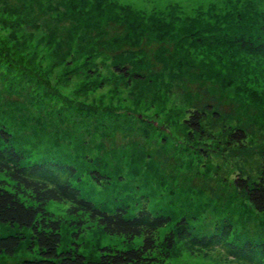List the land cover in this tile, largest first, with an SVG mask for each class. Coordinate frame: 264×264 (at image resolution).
Listing matches in <instances>:
<instances>
[{"label":"rangeland","instance_id":"374dc122","mask_svg":"<svg viewBox=\"0 0 264 264\" xmlns=\"http://www.w3.org/2000/svg\"><path fill=\"white\" fill-rule=\"evenodd\" d=\"M71 1L0 0V116L19 127L27 121L21 114L35 116L43 105L63 104L70 121L66 126L69 130L60 131L65 134L64 143L53 144L50 133L7 131L17 141L13 145L25 153V161L41 156L71 166L74 172L67 174L70 183L83 199L106 212L124 208L132 218L140 208H146L155 215L171 217V224L158 232L160 247L182 217L200 235L218 234L223 223L230 225L228 241L238 247L246 240L264 242V216L234 192L236 179L254 181L263 165L259 154L264 151V58L244 53H237L235 58L236 52L231 51L219 62L217 55L221 48H227L232 34L215 29V17L221 15V8L242 3L254 10L256 1L263 10L264 0H96L103 8L102 21L111 20L108 25L101 24L108 35L125 34L129 24L124 22V9L144 19L156 13L164 15L166 21L170 16L183 22L192 18L200 27L196 38L202 44H198L195 56L213 51V67L222 69L223 77L211 81L191 67L186 76L174 75L175 79L166 72L162 78L166 87L155 89L115 76L113 53L98 47V52L90 56L93 52L89 48L80 50L78 47L87 39L93 40V31L81 28L77 35L71 34L70 55L59 57L54 48L49 50L47 38L51 33H74L72 24L82 19L75 22L64 17L69 15L64 4ZM94 1H85L87 11ZM207 9H213L212 17L197 16ZM156 48L155 44L144 43L141 50L126 46L122 50H130L129 56L144 54L150 62ZM233 60L239 63L236 70L228 63ZM131 64L135 63H130L129 69L135 66ZM167 65L177 71L178 63L172 60ZM28 79L31 84L47 86L48 95L33 92L32 85L26 84ZM207 107L218 112L220 119L208 117L204 123L206 136L189 141L183 124L188 112ZM80 118L83 124L73 123ZM114 125L122 126V130L110 131ZM126 127L130 128L124 131ZM235 128L246 136L240 147L226 145L227 131ZM60 129L66 130L64 126ZM93 171L101 174L97 180ZM0 181H7L4 175H0ZM48 211L62 223L59 252L77 250L85 257L98 258L104 247L125 250L142 245V239L128 245L122 237L107 235L88 216L72 214L70 204L51 203ZM20 230L0 224V237ZM26 247L13 256L0 255V264L37 259V248ZM168 255L164 258L158 252V264H233L224 258L223 250L198 253L181 243L175 244Z\"/></svg>","mask_w":264,"mask_h":264},{"label":"trees","instance_id":"16d2710c","mask_svg":"<svg viewBox=\"0 0 264 264\" xmlns=\"http://www.w3.org/2000/svg\"><path fill=\"white\" fill-rule=\"evenodd\" d=\"M46 1L50 2L51 0ZM85 1L73 0L64 4L67 14H69L64 16L67 20L78 22L80 18L82 19L78 24H72L71 29L73 28L74 33L69 34L67 30L62 35L58 33L57 35L53 33L55 36L52 33L49 35L47 38L50 42L49 50L54 48L57 56L70 55L73 49V45L70 43L73 38L71 34L77 35V32L84 28L85 31H93L96 35L93 40L87 39L83 46L78 47L80 50L89 48L93 52L90 56L98 52L100 49H96L98 47L113 53L111 57L115 63L113 65L114 75L125 80H134L149 89L158 88L160 85L165 86L167 83L162 81V78L166 72L172 79H175L174 75L186 76L189 73L187 68L191 67L196 68L200 75L206 74V77L211 81H217L223 77L222 69L218 68L217 71L214 68L215 65L213 67L211 61L213 51L207 50L205 52L207 54L202 53L195 56L198 52L196 51L199 47L198 44H202V41L196 38L200 33V27L195 26V20L192 18H187L188 22H183L176 19L175 16H170L171 19H168L170 21H166L164 15L156 13L147 15V19H144L134 12L127 13L124 9V22L129 24L125 29V34L111 35L109 33L108 35L105 28L102 29L101 24L105 22L108 25L111 20L107 18L102 21L103 8L98 6L95 0L94 3H96L89 12ZM254 4L257 11H254L255 8L254 10L248 9L247 6H250L248 4L236 3V5L221 8V15L215 17L217 23L215 29L232 34L230 43L225 45L227 48L219 49V56L217 55L219 62H223V58L231 51L236 52L234 53L235 58L237 53L264 58V9H261L260 2L256 3L255 1ZM209 9L199 11L197 16L199 18L212 17L214 11ZM173 14L175 15L176 11ZM84 16L86 19H83ZM62 18L58 20V24L61 23ZM89 23V27H86ZM95 39L97 40L95 41ZM144 43L157 46L151 54L150 62L144 54L138 53L137 55L135 52L129 56L130 50H122L125 46L141 50ZM205 46L207 47V45ZM60 59L59 61H61ZM172 60L178 63L177 71L171 70L167 65ZM130 63H135L131 64V67L135 65L134 68L129 69ZM228 63L231 67L233 66L234 70L239 68V63L234 60ZM220 64H222L221 67H228L225 63ZM157 66H161V68H157ZM232 77L235 76L232 74ZM229 78L232 81L231 75ZM30 82L28 79L26 84H31ZM226 84L230 85L228 81ZM31 85L33 92L38 91L37 93L42 97L45 94L48 95L45 89L47 86L44 87V85L36 83ZM6 86L10 88L9 85L6 84ZM64 104L67 105L65 102ZM66 108L68 107L66 106ZM39 112L35 116L29 113L21 114L27 121L21 119L23 122L21 125L18 124L19 127L15 125V122H7L0 116V175H4L8 181H0V224L21 229L20 232L13 235L0 237V255H15L25 245L28 247L30 238L31 247L28 248H37L38 258L21 260L14 264H158L160 262L157 257L158 252L164 258H168V254L174 250L175 244L181 243L192 252L214 253L223 250L225 251L224 258L233 264H264V242L258 241L253 244L246 240L238 247L228 241L230 225L226 223L218 227L220 228L218 234L200 235L190 227L187 218L182 217L174 224L173 230L164 236L163 246L160 247L157 243L158 232L171 224L173 220L171 217L155 215L146 208H140L132 218L127 215V210L124 208L117 209L112 213L106 212L102 208H97L94 203L83 199L79 191L70 183L67 174L74 172L71 166L44 160L41 156L34 161L26 162L25 153L13 145L17 141L13 139L12 135L9 137L7 131L50 133L52 143L56 144L65 141V134L60 131L69 130L66 126L70 124V121L68 115L64 113L63 104L62 107H56L55 104L43 105ZM19 117L21 118L20 114ZM208 117L214 120L220 119L219 113L208 107L204 110L194 109L188 112V117L183 124L188 132L189 141H193L196 137L203 139L206 136L207 128L204 123ZM80 119L73 123L83 124L82 118ZM25 125H29V127H25ZM61 126H64L66 130H61ZM69 127L71 130L72 125ZM121 128L120 125H114L109 129L110 131H119ZM129 128L126 127L123 130L126 131ZM227 132L226 145H232V147L244 145L246 136L243 130L235 128ZM259 157L263 165L257 178L254 181L246 177L236 179L234 192L246 200L254 212L264 216V151L259 154ZM98 168L102 169L100 166ZM93 174L95 180L101 175L99 171H93ZM51 203L70 204L72 214L88 216L98 223L107 235L122 237L128 242V245H132L135 240L142 239V245L137 248L130 246L125 250L104 247L100 250L98 258L85 257L77 250L59 252L63 240L62 223L48 211V206ZM25 230L26 232H23ZM158 249L166 251L165 255Z\"/></svg>","mask_w":264,"mask_h":264}]
</instances>
